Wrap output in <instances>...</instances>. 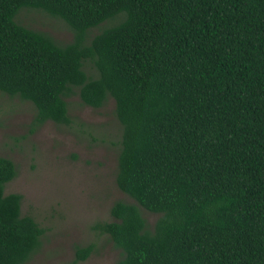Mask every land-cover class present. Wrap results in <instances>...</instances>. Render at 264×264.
Segmentation results:
<instances>
[{
  "label": "trees",
  "instance_id": "16d2710c",
  "mask_svg": "<svg viewBox=\"0 0 264 264\" xmlns=\"http://www.w3.org/2000/svg\"><path fill=\"white\" fill-rule=\"evenodd\" d=\"M24 6L73 40L19 23ZM0 91L33 103V131L70 124L74 93L114 98L116 184L135 202L95 226L122 250L113 264H264V0H0ZM16 175L0 156V264L26 263L45 232L5 192ZM141 207L160 214L152 229Z\"/></svg>",
  "mask_w": 264,
  "mask_h": 264
},
{
  "label": "rangeland",
  "instance_id": "374dc122",
  "mask_svg": "<svg viewBox=\"0 0 264 264\" xmlns=\"http://www.w3.org/2000/svg\"><path fill=\"white\" fill-rule=\"evenodd\" d=\"M16 20L60 43L73 40L62 19L42 10L24 6ZM112 23L92 28L91 35ZM83 68L91 77L98 75L90 59ZM66 100L70 124L48 120L33 131V103L0 91V156L12 159L17 168L5 192L21 193L22 215L33 216L45 229L39 250L24 264H113L122 250L95 226L114 219L110 210L116 200L135 202L116 184L122 125L115 100L109 97L99 108L84 104L78 93ZM141 211L152 229L160 214ZM90 244L91 254L77 259L76 247Z\"/></svg>",
  "mask_w": 264,
  "mask_h": 264
}]
</instances>
